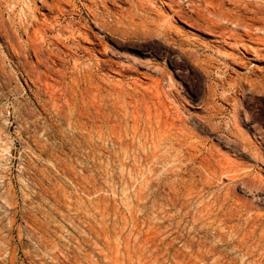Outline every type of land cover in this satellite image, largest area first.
I'll return each instance as SVG.
<instances>
[{"label":"rangeland","instance_id":"374dc122","mask_svg":"<svg viewBox=\"0 0 264 264\" xmlns=\"http://www.w3.org/2000/svg\"><path fill=\"white\" fill-rule=\"evenodd\" d=\"M0 264H264V0H0Z\"/></svg>","mask_w":264,"mask_h":264},{"label":"bare ground","instance_id":"6f19581e","mask_svg":"<svg viewBox=\"0 0 264 264\" xmlns=\"http://www.w3.org/2000/svg\"><path fill=\"white\" fill-rule=\"evenodd\" d=\"M219 1V0H218ZM221 11V10H220ZM222 12V11H221Z\"/></svg>","mask_w":264,"mask_h":264}]
</instances>
